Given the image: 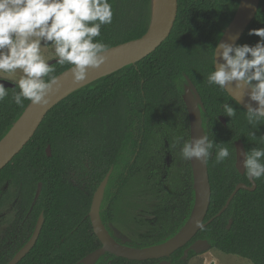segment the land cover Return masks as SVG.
Here are the masks:
<instances>
[{"label":"trees","instance_id":"16d2710c","mask_svg":"<svg viewBox=\"0 0 264 264\" xmlns=\"http://www.w3.org/2000/svg\"><path fill=\"white\" fill-rule=\"evenodd\" d=\"M109 2L113 6V23L103 26L101 36L96 38L109 49L139 39L149 31L153 0ZM178 4L174 29L154 53L60 102L27 146L0 171V210L5 211L1 219L6 221L12 213L13 233L26 235L28 242L40 216L45 218L36 246L19 264H77L102 246L89 213L96 190L111 170L101 216L112 235V225L131 231L132 242L126 244L142 248L165 242L183 227L194 204L190 165L182 188L170 191L169 185L176 184L169 178L152 190L145 185L166 211V220L159 225L151 228L143 224L135 214V204L123 224L119 203L127 190L136 186L138 167L142 163L143 168L151 144L159 145L176 127L188 136V113L183 100L186 76L196 85L205 104L203 120L208 138L227 144L231 153L221 164L215 163V152L208 159L212 198L206 222L223 209L238 184L252 186L246 175L236 169L235 143L243 141L247 152L264 147L249 134L256 131L257 138L264 137V121L253 128L247 122L246 110L226 90L207 83L208 75L215 70L214 48L234 20L241 0H178ZM262 6L264 0L238 45L254 46L259 42L260 37L249 32L264 28ZM70 67L57 64L54 74L58 76ZM7 89L9 96L0 102V142L30 104L24 100V107L17 106L11 100L15 88ZM223 103L236 108L233 120L223 115ZM220 116L225 117L227 126ZM48 147L51 156L47 154ZM255 182V191L240 190L229 208L196 238L207 240L212 249L223 254L264 264V177ZM40 183L42 193L32 209ZM230 220L233 224L228 229ZM147 228L149 231L143 234ZM23 245L19 243L17 249ZM185 249L173 254V264H188L197 256L192 251L183 259ZM15 252L16 249L10 258ZM6 263L4 260L0 264ZM98 264L150 261L136 262L107 254Z\"/></svg>","mask_w":264,"mask_h":264},{"label":"clouds","instance_id":"9594fccd","mask_svg":"<svg viewBox=\"0 0 264 264\" xmlns=\"http://www.w3.org/2000/svg\"><path fill=\"white\" fill-rule=\"evenodd\" d=\"M113 6L109 0H0V81L11 79V100L24 107V100L40 108H47L61 86L55 75V65L72 66L75 84L88 78L89 69H99L108 61L109 46L98 41L101 29L113 23ZM249 35L260 37L254 46L220 42L214 48L215 70L207 77L209 86L220 90L246 89L251 102L245 112L249 125L264 121V28L254 29ZM52 57L46 58V49ZM50 61H56L51 65ZM9 96L0 83V102ZM223 115L233 120L237 110L229 103L222 104ZM250 136L257 138L256 131ZM183 137H177L179 144ZM225 143H216L208 135L185 141L181 156L185 160L207 163L215 152V163L225 162L231 155ZM172 146V145H171ZM243 168L247 179L264 177V147H254L243 154ZM199 226V225H198Z\"/></svg>","mask_w":264,"mask_h":264},{"label":"water","instance_id":"95a60500","mask_svg":"<svg viewBox=\"0 0 264 264\" xmlns=\"http://www.w3.org/2000/svg\"><path fill=\"white\" fill-rule=\"evenodd\" d=\"M260 7L261 0H241L238 12L230 26L225 31L220 42L223 41L238 45L248 27L256 18ZM178 9V0H165L162 18L158 25L154 27V10L152 7V22L149 31L139 39L110 48L109 53H107L109 57L108 61L99 69H104L109 65L121 64L130 61L132 62L121 67V69H123L124 67L139 62L154 53L170 37L178 16ZM262 10L264 11V6H262ZM49 63L54 65L56 61H50ZM71 70L72 67L58 75L60 76L61 86L59 91L55 92L52 96L50 105L47 108H40L32 105L30 102L20 119L14 124L12 129L0 142V171H2L27 146L37 133L48 113L60 102L69 97L75 91L93 83L94 81L119 71L117 70L101 76L83 86L76 88V85L78 84L73 82ZM97 70L98 69H89L88 75L95 73ZM186 82L183 99L189 116L191 140L192 138H199L206 135L202 118V109H205V105L196 85L188 76H186ZM0 83H4L6 88L16 87L12 82L6 80L0 81ZM226 92L246 111L248 103H252L253 106H255V102H251L249 100L247 92L243 89H235L233 85L230 86L229 90H226ZM221 121L224 125H227L225 118L221 117ZM235 150L236 168L241 175H244L245 169L243 168V154L246 153L247 150L243 141L239 140L235 143ZM47 154L48 156L52 155L51 147L47 148ZM190 164L193 175L194 204L188 220L173 237L169 238L165 242L142 248L118 241L103 222L101 210L105 192L112 174L111 170L96 190L89 213L93 231L102 246L88 254L77 264H98L99 261L107 254L136 262L170 258L174 253L192 242L197 234L202 229L207 227L215 218L220 217L229 208L234 197L240 190L255 191L257 188L256 182L254 186L251 183V187L244 183L239 184L229 197L223 209L213 219L206 222L212 198L208 161L207 163L202 164L199 161L193 160L190 161ZM42 188L43 184L40 183L32 209L37 204L41 196ZM44 224L45 218L44 215H41L30 240L19 252L15 254L8 264H19L32 251L39 240ZM232 224L233 221L230 220L227 228L230 229ZM211 248L212 247L209 242L205 240L197 241L185 251L184 259L189 257V253L191 251L196 254H200L206 250H210ZM160 264L171 263L165 261Z\"/></svg>","mask_w":264,"mask_h":264},{"label":"flooded vegetation","instance_id":"af4514ba","mask_svg":"<svg viewBox=\"0 0 264 264\" xmlns=\"http://www.w3.org/2000/svg\"><path fill=\"white\" fill-rule=\"evenodd\" d=\"M203 112H205V109H202V118H203ZM221 117L223 116L219 117L220 121H221ZM188 121H189V116H188ZM176 125L178 124L176 123ZM203 126H204V120H203ZM224 126H227V125H224ZM176 129L177 130L175 132L168 134L167 138L164 139L162 142H160L159 145L151 144L149 153H147L144 158L143 168H142V163H140L138 167V173H137V179H136L137 180L136 183L138 185L137 196L142 200L146 199L145 197L151 195V191L146 190L147 187H145V185H148L150 187V190H152L157 184H161L163 183V181H167V179L169 178L168 181L170 183L174 179L175 184H176L174 185V188L176 190L184 186L183 180H184V177L186 178L187 176L186 174L188 173V166L189 165L191 166V164L189 160H185L182 158L181 147H182L183 142L190 141V123H189L188 136L186 135V132L184 133L177 127ZM177 137H183V140L179 144L175 143V139ZM139 142L141 143V140ZM159 175L162 176L163 178L159 180L158 182L157 179ZM192 179H193V175H192ZM186 185H188L187 181H186ZM106 194H107V189L105 192V197H106ZM105 197H104V200H105ZM4 213H5L4 209L0 210V263H2L5 260L7 262L6 264H8L9 261L15 256V254L19 252L24 247V245L27 243L26 241L27 236L26 235L24 236L22 233H19V232L17 234H14L13 233V223H14L13 215L12 213H10L8 219L4 221L3 219H1V216H3ZM196 237L194 238L192 242H190L186 247H184L186 248L185 251L190 246H192L195 242L205 240V239L196 238ZM22 242H24V245L20 247L19 249H17L18 244ZM15 249H16L15 254L10 258V255L14 252ZM184 255H185V252H184ZM172 256L170 258H165V259H160V260H151L150 264H160L165 261L173 264Z\"/></svg>","mask_w":264,"mask_h":264},{"label":"rangeland","instance_id":"374dc122","mask_svg":"<svg viewBox=\"0 0 264 264\" xmlns=\"http://www.w3.org/2000/svg\"><path fill=\"white\" fill-rule=\"evenodd\" d=\"M44 55L46 58L52 57V49H46L44 52ZM19 70H17V76L13 77L11 79H5L6 81L11 82L14 79H18L19 77ZM163 177L158 176V180H161ZM174 183V179L171 181ZM169 190L171 191L174 188V185H169ZM138 185L134 187L131 186L129 190L124 194V198L120 201L119 207L121 210L122 215V223L125 224V220L128 216V213L132 210L131 206H134L135 204V214L136 216L143 222V224H146L148 227H155L159 225L161 222H164L166 219V211H164L162 208V204L155 200V198L150 195L147 196L146 199H140L136 196V201L134 202V194L135 191L138 194ZM144 229L143 234L148 232ZM112 232L116 239L120 240L123 243H131L132 238L130 237V232L125 230L124 228H120L116 225H112ZM142 234V233H141ZM188 264H253L251 261L244 259L239 256H233V255H226L219 251H216L214 249L206 250L200 254H198L196 257H194L191 261L188 262Z\"/></svg>","mask_w":264,"mask_h":264},{"label":"bare ground","instance_id":"6f19581e","mask_svg":"<svg viewBox=\"0 0 264 264\" xmlns=\"http://www.w3.org/2000/svg\"><path fill=\"white\" fill-rule=\"evenodd\" d=\"M164 6H165V0H153V10H154V27L158 25L160 22L163 12H164ZM131 62V61H130ZM130 62H124L121 64H115V65H109L105 67L104 69H98L95 73L88 75V78L85 82L76 85V88L83 86L101 76L107 75L109 73H112L114 71H117L121 69V67L125 66L127 63ZM132 63V62H131ZM245 92H247L246 89H243Z\"/></svg>","mask_w":264,"mask_h":264}]
</instances>
